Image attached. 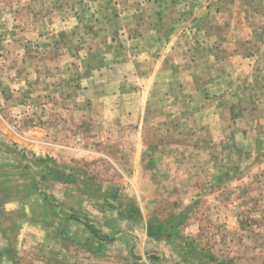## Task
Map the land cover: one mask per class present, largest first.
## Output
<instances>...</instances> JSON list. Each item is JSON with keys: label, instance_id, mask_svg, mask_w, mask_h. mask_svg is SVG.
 <instances>
[{"label": "rangeland", "instance_id": "obj_1", "mask_svg": "<svg viewBox=\"0 0 264 264\" xmlns=\"http://www.w3.org/2000/svg\"><path fill=\"white\" fill-rule=\"evenodd\" d=\"M0 264H264V0H0Z\"/></svg>", "mask_w": 264, "mask_h": 264}]
</instances>
